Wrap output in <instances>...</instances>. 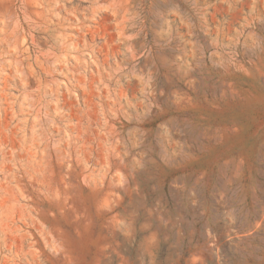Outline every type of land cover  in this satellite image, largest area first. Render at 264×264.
Masks as SVG:
<instances>
[{"label": "rangeland", "instance_id": "374dc122", "mask_svg": "<svg viewBox=\"0 0 264 264\" xmlns=\"http://www.w3.org/2000/svg\"><path fill=\"white\" fill-rule=\"evenodd\" d=\"M0 264H264V0H0Z\"/></svg>", "mask_w": 264, "mask_h": 264}]
</instances>
